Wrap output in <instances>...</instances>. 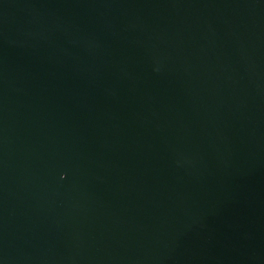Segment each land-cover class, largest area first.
Here are the masks:
<instances>
[{"label":"water","instance_id":"obj_1","mask_svg":"<svg viewBox=\"0 0 264 264\" xmlns=\"http://www.w3.org/2000/svg\"><path fill=\"white\" fill-rule=\"evenodd\" d=\"M0 264H264V0H0Z\"/></svg>","mask_w":264,"mask_h":264}]
</instances>
